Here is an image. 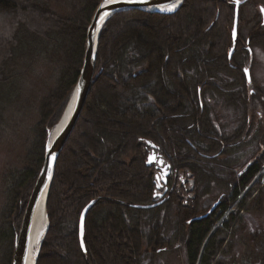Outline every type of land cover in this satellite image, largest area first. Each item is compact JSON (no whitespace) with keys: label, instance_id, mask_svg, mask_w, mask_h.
Returning a JSON list of instances; mask_svg holds the SVG:
<instances>
[{"label":"trees","instance_id":"16d2710c","mask_svg":"<svg viewBox=\"0 0 264 264\" xmlns=\"http://www.w3.org/2000/svg\"><path fill=\"white\" fill-rule=\"evenodd\" d=\"M100 1L0 0L1 131L11 108L20 112L30 96L35 99L33 89L23 93V83L36 67L45 66L51 76L37 96L22 155L4 176L0 264H12L48 134L75 86ZM224 6L225 0H183L173 12L130 8L106 21L93 81L56 162L35 264H159L158 255L176 254L173 245L179 243L185 264H264V228L242 223L243 214L264 211V125L255 128L262 146L239 163L243 130L222 134L210 111L199 108L197 96L200 87L202 101L211 92L215 101L247 105L241 56L227 53L233 7ZM256 29L250 43L264 46V34ZM151 146L193 185L187 189L186 179L163 204L137 208L133 205L157 201L154 167L146 165ZM213 186L220 191L203 205L201 198ZM92 200L83 250L79 218ZM172 204L176 225L168 238L160 225L124 216L130 209Z\"/></svg>","mask_w":264,"mask_h":264},{"label":"rangeland","instance_id":"374dc122","mask_svg":"<svg viewBox=\"0 0 264 264\" xmlns=\"http://www.w3.org/2000/svg\"><path fill=\"white\" fill-rule=\"evenodd\" d=\"M258 3H261L264 6V0H259ZM146 10L154 11L152 8H146ZM239 18H241V21H239L240 25L237 24L236 36L237 31H239L241 41L245 42L246 38L252 34V25L257 26L254 33L259 36L264 34V21L262 18V23H260V11L258 7L245 5V7H242ZM235 39L233 44H235ZM248 45L250 47L251 54L238 61L241 71L244 69L243 67H246L249 70V81H247L244 75L245 82L247 84L245 85V93L248 98L247 105L244 104L245 102L238 104L239 107L241 105H245L246 107L244 106L239 108L236 105H225V103L220 104L214 99H212V102L215 103L213 107H211L212 117L216 122H219V126H221V128H219L222 134L228 136L232 135L234 131L243 130L240 134L242 138L240 143L239 163L243 161L245 156L252 153L258 144L262 146V144L258 141V137L256 138L255 136V128L257 123H262L264 125V46L260 43L251 44L250 42ZM233 48L234 47H232V49ZM50 77V72L45 66L42 65L36 67L34 74L27 78L23 83V93L28 92L31 95L33 89L35 99H33V96H30L25 105L22 106L23 109L20 112L11 108L5 115L8 127L4 126L6 129L5 131H1L0 128V208L4 202L3 182L5 179V173L12 164L17 163L18 157L22 155L24 148L23 140L28 137V128L36 119L37 96L41 94V89L43 92L45 87L51 83ZM170 89L176 92L172 87H170ZM61 117L51 128L50 132L54 128L58 127L60 121L62 120ZM154 165L156 166V164H153L152 166L154 167ZM234 168H236V166ZM183 179H187V189L192 188V178L183 177ZM261 180L264 183V177ZM219 191L220 190L217 187L213 186L212 192L201 198V203L203 205L209 204L210 198L218 194ZM155 194L156 192L154 190V195ZM157 201H159V199ZM166 207L167 206H162L159 209L145 210H138L134 208L125 211L124 216L128 222H137L140 223V225H148L152 222V224L155 223L160 225L163 231H165V237L168 238L169 236H172V231L175 230L176 216H174V213L172 212L176 206L175 204H172L169 208ZM243 218L244 221H242V223L246 222L248 229L264 228V211L261 214H243ZM147 229L148 228H146V230ZM239 247L241 246L239 245ZM183 248L184 247L180 243L174 244L173 251L175 249L177 255L174 252L161 254L156 258V262L159 264H185Z\"/></svg>","mask_w":264,"mask_h":264},{"label":"water","instance_id":"95a60500","mask_svg":"<svg viewBox=\"0 0 264 264\" xmlns=\"http://www.w3.org/2000/svg\"><path fill=\"white\" fill-rule=\"evenodd\" d=\"M177 0H101L97 7L94 10V13L91 17L90 23L87 28L86 32V41H85V50L84 56L82 60L81 69L79 71L78 78L76 80L75 86L71 93V96L68 100V103L63 111L62 117L63 118L65 111L67 110L70 102L73 98V103L71 109L64 119L61 126L58 128V132L51 138L50 132L48 134V139L45 144L44 148V156L42 166L39 170V173L36 177L34 186L30 192L28 201L25 206V210L22 216L21 225L19 231L16 236L14 248H13V255H12V264H28L29 261V245H30V236L33 227L35 213L37 211L38 205L41 199L44 196L45 206L47 196L50 190V186L52 183L56 162L58 156L69 137L70 133L72 132L74 125L80 115L82 107L85 103L86 97L88 95L91 83L93 81L94 72H95V62H96V53H97V46L99 41L100 32L105 25L106 21L115 13L130 9H144L152 8L154 11L158 12H173L176 10L183 2L180 1L179 5L172 9V10H165L163 9L164 6L169 5ZM103 5V7H102ZM262 9V8H261ZM263 14V21H264V11H261ZM238 18V7H235V17L232 29V40L234 41L236 37V27H237V20ZM233 49L229 51L228 57H231ZM247 70V72H246ZM248 69H244V74L249 81V73ZM155 155H148L146 159V165L150 166L152 164L153 158ZM161 161H159V164ZM168 164L163 166V170L168 168ZM168 171L164 174V181L165 177L167 176ZM163 194L158 193V196L161 197ZM157 195L155 194V197ZM166 199L163 198L153 204L150 205H133L137 208H152L157 205L162 204ZM94 200L90 201L82 210L79 218V239L82 249L84 250V243H83V234H84V221L88 210L94 204ZM216 203H214L211 207L213 209ZM46 211V210H45ZM200 218V217H199ZM48 224V223H47ZM47 228V225H46ZM45 228V230H46ZM83 229V232H81ZM45 233V232H44ZM44 236V234H43ZM42 236V238H43ZM42 240V239H41ZM39 247L37 249L38 253ZM37 253L34 258L33 264L36 263Z\"/></svg>","mask_w":264,"mask_h":264},{"label":"flooded vegetation","instance_id":"af4514ba","mask_svg":"<svg viewBox=\"0 0 264 264\" xmlns=\"http://www.w3.org/2000/svg\"><path fill=\"white\" fill-rule=\"evenodd\" d=\"M258 1L259 0H252L251 2H248V0H238V2H237V0H225V6L224 7H233V18H232L231 26L229 29L230 39L232 37L231 34H232V26L234 23V17H235V7H238V23L237 24H239V19H240L239 17L241 14L239 9H240V7H245V5H249L251 7H258V9L260 11V23H262L263 14L261 12V8H263L264 6L261 3H258ZM253 26L254 25H252V27ZM233 42H234L233 40L230 42V46L228 47V51H227L228 54H229V51L231 50L232 47H234V48H233V52L231 55H233V54L236 56L239 55L243 59L247 55L251 54V50H250V47L248 45L250 42L249 37H247L245 42H243V41H241V35H240L239 31H237L235 44H233ZM230 66H232V64H230ZM243 68L245 69L246 67H243ZM244 69H242V72L244 71ZM235 91L241 92L240 86L237 85L235 88ZM197 96H198V101H199V108L201 109V111H204V110L207 111V109H208L210 111L209 115L212 117V113H211L212 110L210 108L213 107L215 102H212L211 92H210V94L207 93L204 97V101H202V98H200V96H201L200 87H198L197 88ZM215 97L217 99V96H215ZM217 102H219L220 104H224V100H219ZM231 104H233V103L232 102H229L228 104L225 103V105H231ZM150 154L155 155L153 158L152 164H151V165L156 164V166L154 165L155 170L153 173L154 180H155V188H156L155 192L157 195L155 198L157 200L158 199L161 200L163 198H165L167 200L170 196V193L175 188H179L180 185L185 187L186 179H183V176L181 174H177L176 170L171 168V165L166 162V160L163 158L162 154L154 146H151V148L148 151L147 156ZM159 161H161L160 164H159ZM166 164H168L169 166L166 170H163V166ZM166 171H168V174L165 177V181H164V174ZM175 178L178 179L179 182H176ZM158 193H162L163 195L161 197H159Z\"/></svg>","mask_w":264,"mask_h":264},{"label":"bare ground","instance_id":"6f19581e","mask_svg":"<svg viewBox=\"0 0 264 264\" xmlns=\"http://www.w3.org/2000/svg\"><path fill=\"white\" fill-rule=\"evenodd\" d=\"M180 1L181 0H177L173 3H170L169 5L164 6L163 9H165V10L171 9L172 10L179 5ZM72 103H73V98H72V101L70 102L67 110L65 111V114H64L62 120L60 121L58 127L54 128L50 132V137H53L58 132V128L61 126L64 119L68 115V113L71 109ZM46 225H47V217H46V211H45V200H44V196H43V198L41 199V201L38 205V208H37V211H36L35 217H34L33 227H32L31 236H30L28 264H33V262H34V258H35V255L37 253V249H38L39 244L41 242L42 236L45 232Z\"/></svg>","mask_w":264,"mask_h":264},{"label":"snow or ice","instance_id":"6c2138e0","mask_svg":"<svg viewBox=\"0 0 264 264\" xmlns=\"http://www.w3.org/2000/svg\"><path fill=\"white\" fill-rule=\"evenodd\" d=\"M237 2H238V0H237ZM102 7H103V5H102ZM167 10H171V9H167ZM261 11H264V8H262ZM246 72H247V70H246ZM81 232H83V229H81Z\"/></svg>","mask_w":264,"mask_h":264}]
</instances>
